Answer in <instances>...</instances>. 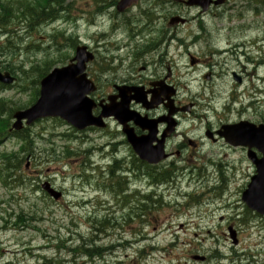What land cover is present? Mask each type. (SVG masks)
I'll use <instances>...</instances> for the list:
<instances>
[{
  "label": "rangeland",
  "instance_id": "1",
  "mask_svg": "<svg viewBox=\"0 0 264 264\" xmlns=\"http://www.w3.org/2000/svg\"><path fill=\"white\" fill-rule=\"evenodd\" d=\"M7 1L9 0H0V2ZM151 1L156 2V0H142V6L146 7V4ZM249 1L251 0L234 3L237 9L227 12L228 15H233L232 19L226 17L220 20L206 15L204 20L210 32L216 33V36L210 40L219 48H232L233 46L227 45L228 42L233 45L243 40L247 42L250 40L245 45L247 48L240 49L244 55L227 61L228 65L224 69L227 70L228 75L224 77V86L227 90L229 87L227 83L231 80L229 77L232 72L241 74L244 78L241 90L250 93L249 99V96H243L241 101L246 99L251 102L257 101V110L262 112L264 110V63L259 64L260 62L257 61L264 60V11L257 15L251 8L249 11L245 10ZM250 5L252 7V2ZM193 8L171 0L166 4V10L161 7L157 13V16H160L157 25L159 28L167 24L166 16L169 12L171 15L187 14V17L192 18L188 24L186 23L187 26L180 24L175 30L177 42L173 43L172 52L175 54L176 61L172 65L177 80L181 82L185 81L183 75H186L188 71H193L190 78L197 82L205 70L204 66L192 67L188 62V54L184 53L186 48L178 45L180 37L187 43L191 40L186 38L188 34H192L194 28L199 30L202 16L199 9ZM261 9H264V4L260 6ZM238 11H244L243 19H236L235 15ZM138 12L139 6L133 7L127 14L118 15L115 12L119 19H113V21L120 22L121 25L118 30L112 32L108 13H106L107 16L106 14L98 15L92 0H76L71 5L69 13L56 22H42L35 29L25 26L18 28L17 32L20 33L17 35L18 38L12 37L11 41L17 43L20 50L15 54L8 51L0 56V68L5 70V66H10L17 74L13 75L20 78L18 86L6 88L0 86V97L3 103L13 107L30 106L34 94V87L30 85V81L37 78V73H28L27 76L23 71L30 70L36 64L44 66L45 58L50 59L59 54L61 61H65V64L73 57L75 49L73 50L69 45L60 52L48 41V37L56 35L59 31L66 30L67 36L74 37V43L78 40L90 45L96 51V59L90 64L89 70L92 76L105 84L104 65L107 56L114 55L119 59L126 57L125 59L129 60L133 49L137 51L140 47L136 40L137 36L133 35V26L130 21L127 22L128 18ZM68 15H70L69 19ZM145 17L148 21L150 20L148 13H145ZM16 22L15 20L14 23ZM24 28H29V32L25 33ZM8 35L4 29H0V51L2 46L6 47L5 45L9 44ZM19 39L23 42L19 43ZM55 39L59 42L66 41L61 35ZM32 40L34 41L31 42ZM27 44L31 47L28 48ZM95 44H106L105 52L101 50L98 53ZM17 45L14 44V46ZM206 46V42L201 41L189 48L188 52L208 59L211 56L206 52ZM37 47H40L38 51ZM237 48L235 49L238 51L239 48ZM161 51L155 52V55L153 53L147 55L146 60H158ZM246 54L251 59L245 58ZM131 58L134 57L131 56ZM214 59L218 58L213 57L212 60ZM246 59L251 63L246 62ZM185 77L189 80L188 76ZM252 84L259 87L262 93L260 97L253 94ZM253 95L256 97L254 98ZM198 126L196 122L187 121L182 127L187 129ZM30 129L37 135L36 148L29 157L28 167H26L27 159L22 162L21 170L25 173L21 172L23 177L21 183L11 182L8 186L0 183V264H38L40 254L48 258L64 257L67 261L76 257L77 264H92L95 262L94 256L87 257L77 248L83 241L80 236L84 237L85 242L91 241L93 237L96 239L99 237L98 245H116L112 250L113 253L107 252L99 259L100 262L97 261V264H247L250 261L248 259L264 264V218L256 212H247V207L241 198L242 191L248 182L247 174L251 170L245 162L226 163L239 160V157H242L241 152L207 146L201 153H197L198 157H190L188 161H180L182 159L175 155L176 157L167 163L173 161L178 167L187 168V175L182 177L180 171H177L179 178H174L168 186L169 192H164L161 194L162 198H157L156 202L151 204L152 208L143 222L139 219L125 221L124 218L129 217V209L121 207L120 204V209L115 206L114 193L105 189L107 180L99 176L98 169L94 176H91L94 179H91L86 174L85 168L86 158L89 157L91 161L95 160L106 168L113 161L114 154H109L111 147L106 144L114 136V130L109 132V130L98 129L75 134L65 122L52 119L36 122ZM186 147L183 150L171 146L170 151L176 153L177 150H181L182 157H189L195 150L189 145ZM18 148V139L11 137L0 146V153ZM223 154L227 156L223 157ZM123 155L124 153L120 154V158ZM1 158L0 154L2 170L4 164ZM211 158L217 163L214 164L215 166L221 163L224 169V171L222 169L224 173L222 178H225L223 191L215 188L221 184V179L220 177L215 179L217 178L215 169L208 161ZM80 175L82 176L79 177ZM47 180L64 192L65 196L60 202H55L38 190V186ZM0 182H2L1 179ZM148 184L149 181L146 179L141 182L144 190L149 187ZM123 197L124 195H121V199ZM139 213V209L134 210V214ZM19 216L25 217L26 221L20 222ZM92 216H97L96 222L88 219ZM229 227L238 231L240 243L236 246L230 238ZM100 229L104 231L98 232ZM97 233L99 235L96 237ZM151 246L155 250H152ZM70 249H74L75 252L73 253ZM252 252L258 255L253 257ZM141 253L146 255L142 257ZM219 254L225 258L224 261H220ZM235 254L239 258L243 254L244 256L240 260H234ZM197 256H205L206 261L198 260Z\"/></svg>",
  "mask_w": 264,
  "mask_h": 264
},
{
  "label": "flooded vegetation",
  "instance_id": "2",
  "mask_svg": "<svg viewBox=\"0 0 264 264\" xmlns=\"http://www.w3.org/2000/svg\"><path fill=\"white\" fill-rule=\"evenodd\" d=\"M116 6V5H115ZM113 21L112 17L110 18ZM114 22V21H113ZM150 22V20L148 21ZM115 25V22H114ZM102 46L106 50V44H97ZM228 46H232L230 42L227 43ZM226 49L232 53L235 48L226 47ZM155 52H158V45L150 46L145 50H142L137 53H132L129 55V60L124 58H116L115 56H107L105 67V86L103 89L98 93V95H103L102 98L99 100H104L105 103H108L109 100L118 97V95H126L132 98L131 101V108L140 112L142 115H147L150 118H157L161 122L159 124L160 133L159 137L161 138L164 133L167 134L165 128L167 126V122L162 120L170 111V108H167L166 104L169 103V99L165 95H175L173 97L174 100V107H183L188 105L189 111L188 112H178L176 109L173 111L175 112L174 118L176 121V130L172 134H167L168 137L166 138V145L167 148L171 139L175 136V134H180L183 137V141L178 145L179 149L185 150L187 145L191 144L194 147H199L202 143L208 144L211 143L212 147H219L221 149L228 148L230 150H239L241 151L244 156L243 159L248 162L247 157V148L244 146H233L226 141V138L222 136L219 131L220 128L227 123H238L241 121L247 122H257L255 119L256 111L252 110L251 106L244 109L243 107L234 108V97L235 94L233 92L228 93L227 97L224 98V95H221L218 91L209 90L210 84L215 83L217 81L216 74L213 70H208L206 73L202 75V80L200 81V92H195L193 88L187 89L182 93L181 90L178 89V82L175 73L170 71L167 74L160 73L157 71L156 67H158L159 60H161V56H159L158 60L151 59L146 60V56ZM239 53L236 52V55ZM234 55V56H236ZM242 56L241 54H239ZM244 55V54H243ZM131 56L134 58L132 59ZM216 58L220 59L219 56ZM246 58V57H245ZM198 62L196 65H199V60L196 58ZM247 61V59H246ZM249 62V61H247ZM154 63V64H153ZM219 64L220 62L217 61ZM250 63V62H249ZM219 74V73H218ZM239 75L236 72H232L231 76ZM225 76V73H220V77ZM219 86H223L220 84ZM215 88V86H213ZM100 89V87H99ZM216 89V88H215ZM99 91V90H98ZM97 91V92H98ZM97 95V93H96ZM134 95H147L148 99L152 97V95H161V99L164 101L161 102L159 105L154 106V108L148 109L146 105L137 102V100L133 97ZM183 95H189L187 100H181L180 98ZM201 99V100H200ZM119 98H117V101ZM200 101L201 104L198 103ZM203 108V119L206 121V125L203 128V132L201 137L198 141L190 142L187 137L186 133L179 131V124L181 125L183 122V118L190 119L189 116L195 113L197 108ZM252 110V111H251ZM177 114V115H176ZM212 120V121H211ZM130 126H134V122H130ZM135 127V132L137 135H143L145 132L142 131L141 128L138 126ZM211 133V135L208 134ZM126 137L124 141L127 142ZM188 143V144H187ZM177 157H179L180 161L190 160V157H182L181 150H177L176 152ZM185 155V154H184ZM227 155L224 154V157ZM262 155L259 154L258 157ZM174 155L171 154V158ZM209 161V160H208ZM207 161V162H208ZM138 163L132 162L130 163L131 169L135 174L139 172L138 167H134V164ZM209 163V162H208ZM210 164H215L214 162L210 161ZM253 173H255V166L252 165L250 162ZM221 168L220 165L214 166V171H219ZM206 259V258H205ZM239 260L236 258L235 260ZM250 260V259H248ZM250 264V262H247Z\"/></svg>",
  "mask_w": 264,
  "mask_h": 264
},
{
  "label": "water",
  "instance_id": "3",
  "mask_svg": "<svg viewBox=\"0 0 264 264\" xmlns=\"http://www.w3.org/2000/svg\"><path fill=\"white\" fill-rule=\"evenodd\" d=\"M127 1L131 0H123L120 5L123 7L124 4H127ZM90 58L89 54L79 52L75 58L77 60L76 64L57 68L46 76L41 81L40 98L37 103L27 111H18L14 115L17 118L14 128L20 129L22 127L23 118H27V123L30 124L36 119L46 116H61L80 128L91 123L103 125L102 117L108 116L110 113L104 111L99 117H93L91 114L92 105H90L89 100L85 96L91 89L89 88V81L82 73L85 63ZM0 80L4 83H11L14 78L8 72L4 74L0 72ZM125 108L126 106L122 105L116 108L114 112L119 118L123 117ZM121 120L123 121V119ZM232 129H235L236 132L239 131L240 135H248L247 139L242 138L245 139L241 141L242 143L249 145L251 142H255L258 146L261 144L262 148H264V126L255 129L252 126L247 128V126L238 125ZM124 131L141 158L148 162L157 163L166 157L165 154H162V147H160V154L157 153V150L153 151L150 148L149 136L136 138L132 130L125 129ZM240 140L241 138L237 139V141H230L234 144H239ZM261 150L264 152L263 149ZM253 160L257 165L258 173L252 178L248 188L242 195V199L249 208L264 214V158L261 160L253 158ZM44 188L55 198L59 197V193L50 189L48 184H45ZM232 237L234 238L233 235Z\"/></svg>",
  "mask_w": 264,
  "mask_h": 264
},
{
  "label": "trees",
  "instance_id": "4",
  "mask_svg": "<svg viewBox=\"0 0 264 264\" xmlns=\"http://www.w3.org/2000/svg\"><path fill=\"white\" fill-rule=\"evenodd\" d=\"M62 1H64V0H9L7 2H0V29H4V31L7 34L12 33L13 37H17L18 34H15V32L17 31L18 28L20 29L21 26L25 25L26 27H29L30 29H35L42 22L53 19L54 16L58 14V13H56L57 10L54 8V5L61 6ZM15 20L17 21L16 23H14ZM60 35H62V34H60ZM56 36H59V35H56ZM53 38H55V35L53 36ZM9 40H11V38L7 39L8 43H9ZM53 40L55 41L54 44L58 43V48H59L58 50H60V52H63V50H62L63 47L69 44L67 41H62V42L58 41L57 42L55 39H53ZM70 40H72V37L70 38ZM19 43H22V42H19ZM9 44L5 45L6 47H3L1 45L2 51H0V55H3V54H5V52H8V51L10 53L15 54L18 50H20L17 43L13 42V44H11V43H9ZM14 44L17 46H14ZM3 45H4V43H3ZM28 45H29V47H31L30 44H28ZM39 49H40V47H37V51ZM59 60H62L61 57L50 58V59L45 58L43 60V61H45L44 66L43 65L41 66L42 69H39L38 65H37L35 68L32 67L30 70L23 71L25 73V75H27V76H28V73L29 74H35L38 72V74H39L38 77L34 78L30 81V85H32L34 87V90L36 88V83H38L40 81V78H42L44 76V74L49 69H51V67L56 62H58ZM9 67L10 66H5V68L7 70ZM11 72L15 73V71H11ZM17 78H18V80H20L19 76H17ZM18 84H19V82H18ZM1 118L2 117L0 116V121H1L0 122V129H2L3 127H6V125L7 126L10 125L9 120L7 121L8 124L5 125V122L3 121L4 119L2 120ZM20 136L24 142V146L22 147L21 150H25V152H27L29 145L31 146L33 144V140L30 139L31 136L28 133H27V135L20 134ZM17 155H16V153H10V155H8V157H6L7 160L4 162V167L2 168V171H5L4 169L7 167H11L12 159H10V158H12L13 156L15 158H17ZM19 168H20V166L16 167V172L19 170ZM145 175L150 177L149 178L150 181L155 183L158 181H163V180L169 179V177L172 174L170 173V169L167 168L166 170L162 169V171L159 173H157L155 171H149L148 172V170H146ZM120 184H119V186H114V185L111 186L112 190H114L116 192L122 191L124 188ZM143 199L145 200V203H143V205H141L140 215L147 217L148 212H146V211H149L152 208L151 204L156 202V200H154L153 194H145ZM34 218L36 220L35 216H34ZM18 220L20 222H23V223L26 221L25 217L23 218L22 216H19ZM103 224H105V222ZM91 240L93 241L92 238H91ZM93 242L94 243H91V242L88 243V241L82 242L77 248L80 249L82 251V254H84L87 257L94 256V258L100 259L105 255L108 248L104 247V246L97 245L95 243V241H93ZM70 250H72L73 253L75 252L74 249H70ZM39 257H40L39 264H69L71 262L74 264H77V259L75 257H73L70 262H68L69 260L67 261V260L60 258V257L48 258V257H45V255H41V254L39 255Z\"/></svg>",
  "mask_w": 264,
  "mask_h": 264
},
{
  "label": "bare ground",
  "instance_id": "5",
  "mask_svg": "<svg viewBox=\"0 0 264 264\" xmlns=\"http://www.w3.org/2000/svg\"><path fill=\"white\" fill-rule=\"evenodd\" d=\"M116 1L117 0H98V6L99 7H103V12H104V14H106V13H108V15L110 16V18L112 17V19H115V20H118L119 19V17L117 18L116 17V15H115V12H116ZM251 2H252V4L254 5H252V8H254V9H260V6H262L263 4H264V0H251ZM152 5H154V6H157V7H159V8H164L165 10H166V2H165V0H156V2H150V6H152ZM258 5V6H257ZM153 7V6H152ZM143 11V10H142ZM144 14L145 13H148L147 12V9H146V7L144 8ZM119 15V14H118ZM106 16H107V14H106ZM149 17H150V24L151 23H153L154 22V20H155V18L153 17V16H151V15H149ZM123 18V17H122ZM65 19V18H64ZM160 19V18H159ZM243 19V18H242ZM123 21H125V20H123ZM158 22V21H157ZM110 23L112 24V25H114V22L113 21H111L110 20ZM28 24V23H27ZM116 24H118V25H121V23L120 22H115V25ZM124 24V23H123ZM162 24V23H161ZM25 26V25H24ZM128 26V25H127ZM26 27V26H25ZM199 29V28H198ZM243 29V28H242ZM24 30V32L26 33H28L29 32V28L27 29H23ZM123 30V29H122ZM238 31V30H237ZM127 32V31H126ZM240 33V32H239ZM2 34V33H1ZM9 34V33H8ZM15 34H20L19 32H15ZM245 33H243V35H244ZM101 35V34H100ZM104 35V34H103ZM102 35V36H103ZM126 35H128V34H126ZM125 35V36H126ZM132 35V34H131ZM180 35H182L181 33H180ZM189 35V34H188ZM16 36V35H15ZM114 36V35H113ZM248 36V35H247ZM13 37V34L12 33H10L8 36H7V39H9V38H12ZM243 37V36H242ZM118 38V37H117ZM130 38V37H129ZM179 38V37H178ZM181 38V37H180ZM179 38V39H180ZM187 38V37H186ZM20 41L19 42H23V40L22 39H19ZM96 40V39H95ZM101 40V39H100ZM97 41V40H96ZM118 41V40H117ZM244 41V40H243ZM250 41V40H249ZM101 42V41H100ZM118 42H120V41H118ZM252 42V41H251ZM9 43H11V44H13V42L11 41V40H9ZM113 43V42H112ZM121 43V42H120ZM133 43V42H132ZM10 45V44H9ZM256 45V44H255ZM26 46H28V48H30L29 47V45L27 44ZM250 46V45H249ZM95 47H96V49H97V52L98 53H100V51L101 50H103L104 52H105V49L102 47V46H100V45H96L95 44ZM19 49H20V47H19ZM238 49V48H237ZM232 50H234L235 51V53H234V55H236V52L237 53H239V54H241V55H243V51L241 52V50H238V51H236V49H232ZM233 51V52H234ZM254 51V50H253ZM232 52V53H233ZM248 52H250V50H248ZM230 52L225 48V52H223V55L225 56V55H227V54H229ZM0 56H2V55H0ZM236 58H237V55L235 56ZM241 57V56H240ZM247 62V61H246ZM249 63V62H248ZM9 73H11V75H12V77H14V78H16V76H14L13 74L14 73H12L11 71H15L14 69H12L11 67H9L8 68V70H7ZM251 71H252V69H251ZM220 73H225V76L226 75H228L227 73V70H223V71H221V72H219V75H220ZM225 76H223V77H219V80H220V84H222L223 85V83H224V77ZM264 82V81H263ZM259 96V95H258ZM260 97V96H259ZM249 98V97H248ZM257 102V101H256ZM21 133H19V132H16L14 135L15 136H19ZM31 144V143H30ZM36 148V147H35ZM38 150V149H37ZM42 152H44V151H42ZM41 152V153H42ZM113 153L115 154V155H118V151L116 150V151H113ZM43 154V153H42ZM36 155V154H35ZM38 155H39V153H38ZM34 156V155H33ZM211 166H212V168H214V166L215 165H213V164H211ZM5 171H6V173L8 174V175H12V174H14V172H15V170H14V168L13 167H7V168H5L4 169ZM230 178V177H229ZM228 178V179H229ZM173 181V179L172 178H169V179H167V181L169 182V183H171L172 181ZM179 182V181H178ZM177 182V184H179ZM229 183V182H228ZM174 185V184H173ZM217 190V189H216ZM212 192H213V190H212ZM214 193V192H213ZM202 194V193H201ZM226 194V193H225ZM198 196V195H197ZM215 196V195H214ZM225 196V195H224ZM217 198V197H216ZM219 200V199H218ZM223 201V200H222ZM167 202V201H166ZM165 204H167V203H165ZM164 205V204H163ZM164 207V206H163ZM101 210V209H100ZM105 211V210H104ZM111 211V210H110ZM145 211V210H144ZM146 212H148V211H146ZM93 213H94V211H93ZM106 213V212H105ZM95 214V213H94ZM93 214V215H94ZM98 214V213H97ZM113 215V214H112ZM138 215V214H137ZM92 217H94V216H92ZM96 218H97V216H95ZM95 217H94V219H95ZM101 217V216H100ZM104 218H106V216L104 217ZM109 219V218H108ZM102 220V219H101ZM111 220V219H110ZM109 222V221H108ZM112 222V221H111ZM119 224V223H118ZM121 225V224H120ZM104 231V230H103ZM98 234V233H97ZM96 235V234H95ZM101 235V234H100ZM103 237V236H102ZM98 239H99V237H98ZM122 242V241H121ZM118 243V242H117ZM103 244V243H102ZM128 244H130L129 242H128ZM107 245V244H106ZM135 245V244H134ZM124 246V245H123ZM128 246V245H127ZM152 247V246H151ZM123 248V247H122ZM121 249V248H120ZM146 249V248H145ZM147 250V249H146ZM151 251V250H150ZM112 252V251H111ZM115 252V251H114ZM118 252V251H117ZM80 253V252H79ZM109 253V252H108ZM113 253V252H112ZM78 254V253H77ZM117 254V253H116ZM69 255H71V254H69ZM108 255H110V254H108ZM146 255V254H145ZM220 255V254H219ZM45 257H47V256H45ZM111 257V256H110ZM63 259H64V257H62ZM109 258V257H108ZM114 258V257H113ZM62 259V260H63ZM93 259V258H92ZM217 259V258H216ZM219 259H221L220 261H224L225 260V258H223V256H219ZM253 259V258H252ZM85 260V259H84ZM254 260V259H253ZM71 260H69L68 262H70ZM75 261V260H74ZM90 261V260H89ZM94 263H92V264H97V261H99V259H97V258H95L94 259ZM100 262V261H99ZM103 262V261H102ZM250 264H260V263H257V260H255V261H252L251 259H250ZM218 263V262H217ZM39 264V263H38ZM99 264V263H98ZM109 264V263H108ZM227 264V263H226Z\"/></svg>",
  "mask_w": 264,
  "mask_h": 264
}]
</instances>
